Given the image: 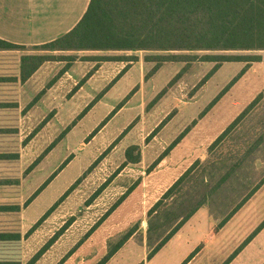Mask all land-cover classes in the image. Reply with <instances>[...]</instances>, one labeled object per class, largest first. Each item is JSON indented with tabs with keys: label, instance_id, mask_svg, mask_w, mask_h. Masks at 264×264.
I'll return each instance as SVG.
<instances>
[{
	"label": "rangeland",
	"instance_id": "374dc122",
	"mask_svg": "<svg viewBox=\"0 0 264 264\" xmlns=\"http://www.w3.org/2000/svg\"><path fill=\"white\" fill-rule=\"evenodd\" d=\"M8 50L12 71L23 55H48L51 65L25 92L11 88L8 109L0 113V194L23 207L26 224L14 229L11 217L3 220L24 235L22 264L37 253L33 264H97L131 231L132 245L106 264H146L148 252L197 208L185 230L197 236L199 251L185 264H223L237 249L229 264H264V228L258 229L264 224V102L217 140L264 89V49L139 50L198 57L164 62L155 71L156 63L147 62L131 86L121 81L106 95L98 88L110 89L115 79L106 87L80 85L101 63L126 52ZM204 54L261 60L216 64L202 60ZM192 242H172L148 264H182Z\"/></svg>",
	"mask_w": 264,
	"mask_h": 264
},
{
	"label": "trees",
	"instance_id": "16d2710c",
	"mask_svg": "<svg viewBox=\"0 0 264 264\" xmlns=\"http://www.w3.org/2000/svg\"><path fill=\"white\" fill-rule=\"evenodd\" d=\"M34 47L49 51L133 52L139 50L171 52L264 49V0H90L83 16L71 30L52 41ZM20 48L25 47L0 39V49ZM197 57L194 54H147L144 60L156 63L153 67L155 71L161 63L188 61ZM130 58L137 60L135 55ZM47 59L48 55H23L20 64L21 79H27ZM201 59L218 64L226 61H260L261 57L260 55L204 54ZM245 70L246 66L230 80L210 103V106L242 76ZM258 101L264 102V89L229 124L217 140L235 127ZM179 139L180 137L169 146L165 154ZM137 161V158L127 159V162ZM184 175L185 173L167 189L162 198L149 209L148 215L153 214L161 201L178 187ZM2 209L17 211L19 207L11 205L3 206ZM197 209H192L185 217H182L172 231L148 252L147 257L150 258L157 252ZM260 228H264V224L258 227ZM132 232L126 235L125 240L132 235ZM18 236L19 234L11 232L1 233L0 239H17ZM251 238L249 237L245 242L248 243ZM125 240H121L97 264H105ZM192 254L182 264L188 262ZM237 254L238 249L228 257L226 263ZM38 256L39 253L28 264H33Z\"/></svg>",
	"mask_w": 264,
	"mask_h": 264
},
{
	"label": "crops",
	"instance_id": "0c3cea01",
	"mask_svg": "<svg viewBox=\"0 0 264 264\" xmlns=\"http://www.w3.org/2000/svg\"><path fill=\"white\" fill-rule=\"evenodd\" d=\"M89 1L90 0H0V39L17 45H23L24 47H34L52 41L75 26L86 11ZM9 51L10 50L8 49H0V113H3V111L6 112L5 109H8L9 105L6 103H9L8 101L12 98L10 95L11 88H15V90L17 89L19 92H22L21 90L24 89L25 92L27 83L38 76L42 70L51 67L50 63L43 62L27 79L22 80L20 77L21 62L19 64V68L12 71L13 66L10 65L8 61ZM121 52H126L119 55L124 58L114 62L104 61L97 68H95L92 73H89L85 82L80 85L82 87L81 90H83L87 84H97L102 87H106L114 79L116 81H113L115 83L112 82L110 89L103 91L100 87L97 92H101L102 94L105 92L109 93L108 91L117 88L116 86L118 83L120 85L123 81L128 87L131 86L133 82H130V79L131 77H134V72L141 67H145L147 62H150L144 60V56L148 53L139 55L137 52L133 51ZM115 53L120 54L119 51H116ZM132 55L137 56L136 61L130 58ZM125 68L127 69L124 70ZM122 70L125 72L117 77L116 75ZM66 73H68L67 70ZM136 83L137 81H135V84ZM79 92L80 90L77 93ZM126 93V90L122 92V94ZM179 141L174 146H176ZM2 180L3 179L0 176V187L4 186L1 182ZM3 206L8 207L11 206V204L7 203L4 200V197L0 194V234L11 232L19 234V236L17 239H0V264H22L24 259L20 256V252L23 249L24 235L23 233L21 234L20 231H10L11 226L7 225L9 224V220L7 221L8 223H4L3 218L7 217L10 219L11 217V219L15 222V226L12 228L21 230L26 224V221L24 222V216L23 219L20 217V215L22 216L24 209L22 207L17 211H11L8 209L3 210ZM14 206L19 207L20 205L17 203V205ZM199 210L195 211L192 215L195 216ZM192 215L178 228V230H176V232L157 252L148 258L149 261L146 264L152 261L154 257L164 252L165 249L172 244V242H178L186 238L193 242L191 244V251L184 259H188L193 252L194 253L189 261L194 262L197 259L195 254L198 253L200 246L199 243H196L197 236L194 234H188L185 230L188 221L193 218ZM19 219L21 220V227L20 225L19 227L16 226L20 223ZM3 224L6 225V227H4ZM134 234L135 232L112 256L122 253L128 245L131 246ZM112 256L109 260L113 258ZM230 262L226 263L225 261L223 264H229Z\"/></svg>",
	"mask_w": 264,
	"mask_h": 264
}]
</instances>
